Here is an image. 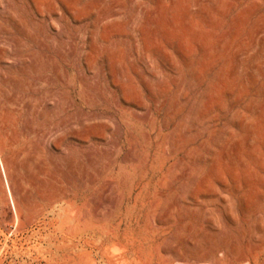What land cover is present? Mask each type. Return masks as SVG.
Masks as SVG:
<instances>
[{"label": "rangeland", "instance_id": "1", "mask_svg": "<svg viewBox=\"0 0 264 264\" xmlns=\"http://www.w3.org/2000/svg\"><path fill=\"white\" fill-rule=\"evenodd\" d=\"M25 50L0 264H264V0H0V76Z\"/></svg>", "mask_w": 264, "mask_h": 264}, {"label": "bare ground", "instance_id": "2", "mask_svg": "<svg viewBox=\"0 0 264 264\" xmlns=\"http://www.w3.org/2000/svg\"><path fill=\"white\" fill-rule=\"evenodd\" d=\"M36 12L40 15L42 14L41 11L37 10ZM19 30H20V34L22 36L23 42H27V45H28V42L33 39V40H35L34 44L36 43V45L39 47L40 51H42V46L44 45L42 42L43 37H40V35H36L35 37L30 35L27 23H23V24L19 25ZM18 45L22 46V43H19ZM41 53L39 54L38 52L36 53V52H31V51L25 50V51H23V53L17 52L16 54H14L13 55L14 56L13 57L14 62L6 69V72L0 76L2 82L5 85L10 83L11 85H13L15 87H30V88H34V89L35 88L40 89L42 82H43V79H44V76H43L44 67L43 66H44V61H45L44 58L42 57L43 53L42 54ZM44 57H45V55H44ZM0 62H2L4 64L7 63L5 59H3ZM46 67H47V65H46Z\"/></svg>", "mask_w": 264, "mask_h": 264}]
</instances>
